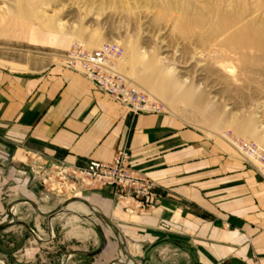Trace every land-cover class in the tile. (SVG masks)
Masks as SVG:
<instances>
[{
    "label": "crops",
    "instance_id": "obj_1",
    "mask_svg": "<svg viewBox=\"0 0 264 264\" xmlns=\"http://www.w3.org/2000/svg\"><path fill=\"white\" fill-rule=\"evenodd\" d=\"M123 148L132 167L157 184V202L135 211L123 209L109 187L83 191L75 198L90 212H74L65 226L96 228L100 247L107 244L67 256L111 264L124 245L139 264H264V179L225 136L170 112L135 115L51 55L0 58V212L6 189L40 202L27 154L112 162ZM38 212L49 223L60 214Z\"/></svg>",
    "mask_w": 264,
    "mask_h": 264
},
{
    "label": "rangeland",
    "instance_id": "obj_2",
    "mask_svg": "<svg viewBox=\"0 0 264 264\" xmlns=\"http://www.w3.org/2000/svg\"><path fill=\"white\" fill-rule=\"evenodd\" d=\"M221 20L238 32L240 50L211 52ZM111 41L125 48L120 69L167 112L210 136L229 134L264 145V0H0V58L48 54L59 62L57 55L75 43L92 50ZM41 189L36 203L23 199V192L5 190L13 201H5L0 212V261L92 264L70 253L99 248L98 230L77 228V221L65 226L75 212L66 206L82 199ZM38 208L61 215L49 223ZM123 247L111 264H132L130 256L139 264Z\"/></svg>",
    "mask_w": 264,
    "mask_h": 264
},
{
    "label": "built area",
    "instance_id": "obj_3",
    "mask_svg": "<svg viewBox=\"0 0 264 264\" xmlns=\"http://www.w3.org/2000/svg\"><path fill=\"white\" fill-rule=\"evenodd\" d=\"M124 55V46L111 41L92 50L75 43L57 56L61 65L82 74L133 114L167 112L163 103L153 99L120 69ZM225 135L243 159L264 179V145ZM32 157L35 160L32 166L34 179L48 192L78 196L85 190L109 187L123 209L135 211L149 210L158 200L157 184L132 167L126 148L119 150L112 162L97 159L75 163L64 159L49 162L40 153H34Z\"/></svg>",
    "mask_w": 264,
    "mask_h": 264
},
{
    "label": "bare ground",
    "instance_id": "obj_4",
    "mask_svg": "<svg viewBox=\"0 0 264 264\" xmlns=\"http://www.w3.org/2000/svg\"><path fill=\"white\" fill-rule=\"evenodd\" d=\"M29 11H30V9H27L25 12H29ZM222 16H223V14H222ZM229 25L226 22V20H221V22L218 23V25L215 27L216 31L219 32V33H218V39H217L216 44H215L216 48L214 50L211 49V52H216V53H219V54H222V55H227V54L232 53V52L236 51L237 49H239L238 47H239V44L241 42L240 39H239L240 42L237 40V37H238L239 34H238V32H235V30L232 31L231 27ZM214 56L217 57V55H214ZM216 62H218V61H216ZM219 63H222L221 59L219 60ZM201 72H203V71H201ZM159 90L162 93L165 94V92L163 90H161V89H159ZM196 103L200 104V99L199 98L197 99ZM249 126H250V124H249ZM249 126H248V128H249ZM244 129H247V128L244 127ZM65 209L66 210L75 211V212L79 211V212H81L83 214H88L90 212V209L88 208V206L86 204H84L83 202L79 201V200L78 201L69 202ZM0 264H5V263L3 261H0ZM121 264H126V262L123 260L121 262Z\"/></svg>",
    "mask_w": 264,
    "mask_h": 264
},
{
    "label": "water",
    "instance_id": "obj_5",
    "mask_svg": "<svg viewBox=\"0 0 264 264\" xmlns=\"http://www.w3.org/2000/svg\"><path fill=\"white\" fill-rule=\"evenodd\" d=\"M56 212H58V210H54V211H52L51 212V214H54V213H56ZM14 219H15V222H17L18 220H17V216H14ZM106 241H104L103 242V244H102V246L100 247V248H98L95 252H93V254H96V253H99V252H101L105 247H106ZM130 259H131V261L133 262L132 264H136V262H135V260L130 256Z\"/></svg>",
    "mask_w": 264,
    "mask_h": 264
}]
</instances>
